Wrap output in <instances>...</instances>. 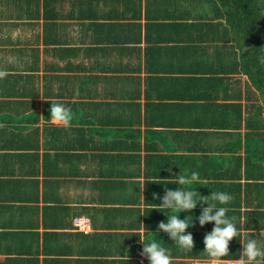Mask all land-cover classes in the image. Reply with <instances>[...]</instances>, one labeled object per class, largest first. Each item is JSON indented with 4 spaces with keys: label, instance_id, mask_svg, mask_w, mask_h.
I'll list each match as a JSON object with an SVG mask.
<instances>
[{
    "label": "crops",
    "instance_id": "0c3cea01",
    "mask_svg": "<svg viewBox=\"0 0 264 264\" xmlns=\"http://www.w3.org/2000/svg\"><path fill=\"white\" fill-rule=\"evenodd\" d=\"M229 28L217 0H0V264H149L137 235L157 238L170 264H242L235 238L223 261L204 252L212 230H197L194 219L206 205L181 213L189 226L194 220L192 250L154 234L166 222L159 211L169 212L155 196L176 189L182 169L199 171L198 193L228 192V215L250 228L244 237L254 229L259 238L260 110L249 109L240 128L206 131L197 124L203 117L191 115L194 126L173 127V154L150 140L160 126L147 124L148 81L176 83L189 97L176 102L179 113L188 104L202 113L195 98L206 82L227 84L226 96L245 106L251 89ZM50 102L72 110L70 125L48 120ZM91 103L94 119L85 112ZM120 131L137 133L119 140ZM169 155L182 158L178 168Z\"/></svg>",
    "mask_w": 264,
    "mask_h": 264
},
{
    "label": "trees",
    "instance_id": "16d2710c",
    "mask_svg": "<svg viewBox=\"0 0 264 264\" xmlns=\"http://www.w3.org/2000/svg\"><path fill=\"white\" fill-rule=\"evenodd\" d=\"M220 8L225 12V18L230 32L236 41V46L240 58V67L244 72L249 84L250 92L247 93L245 106L239 102L241 96H226L225 83L212 84L209 82L202 83V89L205 88L204 94L195 98L197 103L203 104L202 113L198 108L186 106L185 112L179 113V100H185L189 97L179 95L176 89V83L172 84L169 81L155 83L150 86L147 82L148 109L153 112L147 114L148 125L160 126V130H152L150 132V140L156 143V146L171 151H178L177 147V132L173 129L177 123L182 126H194V123L189 120L193 114H198L203 117L202 122L197 124L200 127L207 128L223 127L232 128V124L236 123L239 127L242 122V117L251 118L249 109L252 112L260 110L262 117V130L259 131L258 139L264 141V0H217ZM234 46V45H233ZM215 91L218 95H208V92ZM221 94V95H220ZM118 100V98H113ZM219 100L233 101L231 103H219ZM234 100L235 104H234ZM155 101L156 103H152ZM203 101L205 103H203ZM96 104L91 103L88 117L94 119ZM133 109L134 106L129 107ZM178 119H181L180 122ZM251 121H247L246 125ZM241 127V126H240ZM239 127V128H240ZM137 132H131L126 136H133ZM179 135V134H178ZM123 131L117 133V139H126ZM253 136V135H251ZM186 150H194V147L186 143ZM166 159L174 160L178 168L181 163V157L169 155ZM165 172V170H164ZM205 189H208L204 187ZM199 217V216H198ZM195 228L200 231L212 230L213 224H207L203 227L199 225L198 220H195ZM75 227H77L75 225ZM78 228V227H77ZM213 259V258H210Z\"/></svg>",
    "mask_w": 264,
    "mask_h": 264
},
{
    "label": "clouds",
    "instance_id": "9594fccd",
    "mask_svg": "<svg viewBox=\"0 0 264 264\" xmlns=\"http://www.w3.org/2000/svg\"><path fill=\"white\" fill-rule=\"evenodd\" d=\"M50 104V117L48 120L57 125H70L73 120L72 110L63 103L50 102ZM173 177L176 178V183L174 184L178 185L176 189L166 188L163 197L155 196L154 194L155 198L159 200V203H156L159 208L169 210L168 214L159 211L166 217V222H160L157 232L154 234L159 237V233H166L169 239L174 241L173 245L183 250H192L193 237L187 230L193 226L194 220H198L201 227L207 224L214 225L212 231L204 237V252L208 253L210 258L225 260L222 258L230 255L229 243L234 238L238 239L242 246L238 253V260L242 264H258L259 260L264 258V232L260 231L259 238H254V229H251V234L248 237L242 235L243 232L249 231L250 228L245 229V225L240 227L234 222V218L228 215L229 208L224 205L229 204L233 199L228 192L212 191L209 197H202L196 190L197 187L195 185L204 180V178L196 170L182 169L180 174ZM198 198H202V201H207L210 198L212 202L198 203ZM199 205H206V207L202 208L200 216L195 217L192 221V226H189L187 221L191 216L181 219V213L194 210ZM137 236L143 243V255L149 264H170L169 249L162 245L157 238L149 237L148 242H145L140 235Z\"/></svg>",
    "mask_w": 264,
    "mask_h": 264
},
{
    "label": "built area",
    "instance_id": "2783aa9c",
    "mask_svg": "<svg viewBox=\"0 0 264 264\" xmlns=\"http://www.w3.org/2000/svg\"><path fill=\"white\" fill-rule=\"evenodd\" d=\"M75 225L78 227V229L82 232H88L91 231L90 226L85 223H81L79 220L75 221Z\"/></svg>",
    "mask_w": 264,
    "mask_h": 264
},
{
    "label": "rangeland",
    "instance_id": "374dc122",
    "mask_svg": "<svg viewBox=\"0 0 264 264\" xmlns=\"http://www.w3.org/2000/svg\"><path fill=\"white\" fill-rule=\"evenodd\" d=\"M263 169H264V167H263Z\"/></svg>",
    "mask_w": 264,
    "mask_h": 264
}]
</instances>
